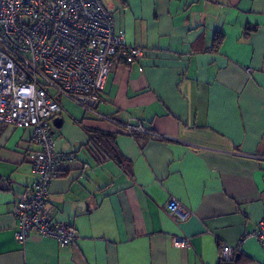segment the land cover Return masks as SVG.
<instances>
[{"label": "crops", "instance_id": "crops-1", "mask_svg": "<svg viewBox=\"0 0 264 264\" xmlns=\"http://www.w3.org/2000/svg\"><path fill=\"white\" fill-rule=\"evenodd\" d=\"M102 1L124 44L143 51L131 64L114 55L97 110L158 136L61 98L56 149L75 159L58 165L47 206L77 239L32 231L19 243L11 211L38 146L31 128L0 125V264H218L222 244H241L237 264H264L245 237L264 218V0ZM92 131L113 137L120 162ZM170 198L186 219L168 214Z\"/></svg>", "mask_w": 264, "mask_h": 264}, {"label": "built area", "instance_id": "built-area-1", "mask_svg": "<svg viewBox=\"0 0 264 264\" xmlns=\"http://www.w3.org/2000/svg\"><path fill=\"white\" fill-rule=\"evenodd\" d=\"M142 51L124 44L123 33L116 32L102 0H0V125L31 128L38 146L31 156L34 180L11 211L19 243L32 231L54 237L61 245L77 239L75 228L55 221L47 206L58 165L75 159V152L56 149L51 133L61 98L91 117L114 124L118 131L158 136L139 121L117 120L97 110L114 55L119 53L131 64ZM165 209L176 221L190 214L174 198ZM245 237L256 239L264 251V218ZM172 241L177 247L190 243L186 237ZM219 253L223 260H233L241 253V244H222Z\"/></svg>", "mask_w": 264, "mask_h": 264}, {"label": "trees", "instance_id": "trees-1", "mask_svg": "<svg viewBox=\"0 0 264 264\" xmlns=\"http://www.w3.org/2000/svg\"><path fill=\"white\" fill-rule=\"evenodd\" d=\"M91 133H92L91 137H93L94 140H96L98 143L100 142V143L104 144L105 149H107V148L109 149V150H107L108 154L114 156V158L120 162L119 156L116 153L117 151L115 149L113 151V147H112L113 146V144H112L113 137L110 134L107 135L101 131H92ZM109 140H110V145L108 144ZM238 258H234L233 260H230V261H226V260H223L222 258H220V262L218 264H237L238 260H236V259H238Z\"/></svg>", "mask_w": 264, "mask_h": 264}, {"label": "water", "instance_id": "water-1", "mask_svg": "<svg viewBox=\"0 0 264 264\" xmlns=\"http://www.w3.org/2000/svg\"><path fill=\"white\" fill-rule=\"evenodd\" d=\"M52 124H53V126L55 127V128H59L60 126H61V124H62V119L60 118V117H55V118H53V120H52ZM51 133L53 134L54 133V130L52 129L51 130ZM82 206V205H81ZM239 256H238V254L236 255V258H238Z\"/></svg>", "mask_w": 264, "mask_h": 264}, {"label": "rangeland", "instance_id": "rangeland-1", "mask_svg": "<svg viewBox=\"0 0 264 264\" xmlns=\"http://www.w3.org/2000/svg\"><path fill=\"white\" fill-rule=\"evenodd\" d=\"M80 107V106H79ZM82 108V107H81ZM83 109V108H82ZM84 110V109H83Z\"/></svg>", "mask_w": 264, "mask_h": 264}]
</instances>
